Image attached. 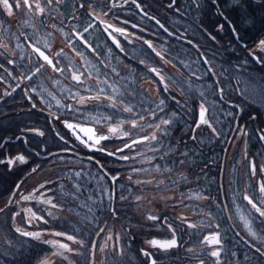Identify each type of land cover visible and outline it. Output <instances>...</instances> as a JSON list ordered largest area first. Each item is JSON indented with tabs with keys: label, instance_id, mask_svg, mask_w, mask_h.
Here are the masks:
<instances>
[{
	"label": "snow or ice",
	"instance_id": "1",
	"mask_svg": "<svg viewBox=\"0 0 264 264\" xmlns=\"http://www.w3.org/2000/svg\"><path fill=\"white\" fill-rule=\"evenodd\" d=\"M130 2L141 20L154 22V29L116 15ZM259 7L262 11L257 18L244 11L245 0H168L166 9L180 18L177 24L184 28L180 32L150 15L140 0H0V59L23 69L17 76L5 69L6 76H0V81L7 82L8 77L18 81L15 87L9 84L0 92V102L14 100L13 93L20 89L27 111H47L45 119L52 122L48 129L56 141L50 147L44 130L20 128L0 138V166L12 171L35 164L30 167L31 174L43 171L45 163L59 168L50 171V178L43 183L37 181L23 191L25 181L21 179L7 199H0V264H20L18 257L24 256L25 250L34 253L29 264H55L47 255L41 258L35 252L32 246L38 244L50 245L54 249L51 256L58 257L59 264H76V260L79 264H97V251L104 254L102 264H264V150L252 152L248 147L249 123L255 124L258 119L264 123V38H257L254 50L243 43V33L249 28L258 22L264 27V0H259ZM61 8L71 9L65 17L67 31L65 20L60 26L47 23L63 15ZM238 8L237 18L233 12ZM193 11L195 15H190ZM209 12L215 22L206 26L201 14ZM80 14L88 17L87 22L81 21ZM110 16L115 22H108ZM13 17L20 18L17 25L11 23ZM34 19L44 25L43 34ZM96 21L106 34L103 42H97L94 36ZM181 21H189L191 27ZM20 25H28L32 31H24ZM129 25L139 34L130 31ZM56 31L63 34L64 42L53 52ZM165 36L188 46L182 51L185 60L171 56V44ZM218 37L227 42L222 45ZM121 38L129 45L140 44L145 58L137 60V67L143 66L145 74L123 61H119V70L111 65L113 46L128 59ZM152 58H158L159 67L149 65L147 61ZM218 60L222 62L216 63ZM169 64L180 67L168 72ZM45 73H50L47 79L54 86L51 89L41 79ZM65 79L71 86L64 84ZM25 80L33 86L21 88ZM150 82L155 84L156 95L148 86ZM38 105L43 107L38 109ZM14 107L24 110L20 105ZM242 114L247 115L244 123ZM58 126L60 131L56 130ZM177 131L180 137L173 146L171 140ZM252 132L264 145V127L257 126ZM234 133L239 135H233V139L243 145L239 155L247 173L246 180L231 177L228 181L226 192L230 190L235 215L227 211L228 199L219 200L223 183L216 196L204 194L200 181L207 164L200 167V174L193 173L194 180L179 172L196 167L194 157L201 154L197 149L213 142L231 143L228 136ZM30 134L43 137L44 146L39 150L10 149L14 141L29 144ZM117 141L122 146L110 150L106 142ZM84 150L87 153L81 155ZM153 171L159 175L153 176ZM177 172L178 179L166 182L163 178ZM234 182H238L237 187H232ZM181 183H197L198 187L172 196L159 194ZM145 186H151L157 195H144ZM200 201L226 210L228 229L213 224L217 217L211 210L205 211L206 205ZM237 201L243 202V207ZM146 202L171 206L173 212L145 209ZM124 206L133 210L135 225L124 215ZM178 207L193 209L192 215L200 219L175 215ZM237 217L246 236L241 239L247 249L242 254L239 245L227 236L228 230L234 232ZM121 219L124 223L116 229L113 222ZM50 221L65 230H31L37 225L46 227ZM145 225L167 235H153L144 241L146 246L139 248L137 260L131 254L133 228L142 231ZM234 235L240 237V233ZM101 238L103 242L98 244ZM122 238L124 243H119Z\"/></svg>",
	"mask_w": 264,
	"mask_h": 264
},
{
	"label": "flooded vegetation",
	"instance_id": "2",
	"mask_svg": "<svg viewBox=\"0 0 264 264\" xmlns=\"http://www.w3.org/2000/svg\"><path fill=\"white\" fill-rule=\"evenodd\" d=\"M74 2V0H69V3ZM119 2V0H118ZM142 5L145 7L146 10L149 11L150 15H156L158 18H161V22L165 23V26L168 27L169 25H174L175 27L178 28L180 32L184 31V28L179 27L177 24V21L180 20L179 17L174 15L171 11H168L166 9V5L168 3V0H140ZM183 3L189 2V0H182ZM246 3V8L244 11H246L248 14L255 16V17H260L262 9L259 7V0H245ZM71 11L70 8H61L60 12L63 13L62 16L55 17V13H53V16L55 17L54 20H49L47 21L48 24L51 23H56L58 26H60L61 20H65V17L68 15V13ZM81 15V21L82 22H87L88 17L84 16L83 14ZM117 16L120 17L121 20L124 19H130L131 22L136 23L139 22L142 27H148L150 30L154 29V22H151L148 19L141 20L140 19V14L138 10L135 8L131 2L124 7L122 11H118L116 13ZM190 15H195V12L193 11ZM239 15V8L237 9L236 12H233V16L238 18ZM202 19L205 23L206 26H210L213 24L214 18L211 17V12L208 14H201ZM108 19V22H115L114 19L110 17L106 18ZM20 20L19 17H13L11 20V23L14 25L18 24V21ZM36 24V27L40 30L41 34H43L46 29L43 24H41L40 19H34L33 21ZM181 23H189V21H181ZM97 31L94 33V36L97 38V42H103L105 39V35L102 31L99 29L103 28V25H101L98 21L95 22ZM67 21L65 20V31H67ZM22 30L31 32L32 29L28 25H20ZM130 28V25H129ZM172 29L170 28V31ZM211 30V29H210ZM130 31H136L139 34V30L136 29H131ZM264 31V27L259 24V22L255 25V27L249 28L248 31L243 33L244 40L243 43H246L248 45L249 50H254L256 49L258 40L257 38H264V36H261V32ZM55 40H54V47L52 49L53 52L57 51L59 46L63 45L64 42V37L63 34L59 31L55 32ZM157 35H163L162 32H158ZM197 37L199 38V34H196ZM145 37L148 38L147 34H145ZM86 38L89 39V42H92V37L87 36ZM191 38V37H189ZM164 39H167L169 41V44H171V48L169 49V52L171 53V56L173 57H179L181 60H185L186 57L182 54V51L186 49L188 46L183 43H178L177 40L175 39H169L168 37H164ZM220 39V43L223 45L227 42V39H221V37H218ZM23 43V41H21ZM15 41H13V44ZM121 43L125 47V51L127 53L128 59L124 58V54L120 53L118 49H115L113 46V56L109 57V61L111 62L112 66H117L119 70V61H123L124 64H126L129 68H135L138 72L141 74H145V69L143 66L137 67V60L145 58L144 55H141V46L140 44L134 43V45H129L127 44L126 41L121 38ZM156 43V41H154ZM95 46V44H94ZM209 47H213L212 45H209ZM159 50V49H158ZM65 51L67 52L68 49L65 48ZM239 52V49H237ZM224 59L227 60L229 59V56L227 54V51L223 52ZM103 56V54H102ZM154 56V54H153ZM89 59H94L91 55H89ZM157 59L158 58H152L149 59L147 62L149 63L150 66H157L159 67L160 65L157 64ZM231 59L235 60V56H232ZM77 62L79 63V60L77 59ZM108 62V61H106ZM222 61H217L216 63H221ZM19 63V61H18ZM173 63H176L174 60ZM0 64H4V68H0V76H6L5 69H7L8 72H11L13 76H17L21 74L23 69L20 67L12 66L6 64L2 59H0ZM179 64H176V67H172L171 64H169L166 68L168 72H175L179 68ZM50 73H45L44 77L41 79L44 81L46 86H48L50 89L53 88L54 86L51 84V82L47 79ZM18 81L12 80L11 77L7 78V82L5 81H0V92H2L5 88H8V85L11 84L12 87H15L16 83ZM65 85L71 86V81L65 79L64 81ZM33 86L30 84L27 80H25L21 84V88L24 87H31ZM149 87L153 88V95H156L154 89H155V84L154 83H149ZM11 89L9 88V91ZM13 96L15 99H9L7 104H4L0 102V138H7L8 136H11L13 133H17L20 128H25L28 126L32 127H37L40 128L41 130H44L47 134V141L46 143L52 147L56 144V141L53 140L52 138V132L49 131L48 129V123H52L51 121H46L45 117L47 116V111L44 113H40L36 110H33L31 112L27 111L28 105L23 99V96L21 94V90L17 89L15 93H13ZM209 99H212V97H209ZM14 105H20L24 110L21 109V107H14ZM40 107H43L42 105H38L37 108L39 109ZM91 110V109H90ZM102 112H105L106 109H101ZM247 121V115L242 114V119L241 123H244ZM257 126L264 127V123H262L259 119L255 124L249 123V135L250 138L248 139V147L250 151L252 152H260L264 150V145H262L260 142L257 141L256 135L253 134L252 130L255 129ZM178 127H181L178 125ZM57 131H60L61 129L59 126L56 128ZM61 134H64L63 132ZM233 135L238 136V133L230 134L228 136V140L231 141V143H224L223 141L221 142H213L211 144H205L202 146V148L197 149L198 152L201 154L198 157H194L196 160V167L194 169H180L179 172H183L185 175L189 176L190 180H194L195 174H200V167L203 165L207 164L208 167L205 169V175L204 178L200 181V184L205 188V195L208 193H211L213 196L217 195V189L220 186L221 183H223L224 187L220 188L219 190V200L224 201L226 199L229 200V205L227 211L232 212L235 215V208L231 205L230 202V190L226 192V189H228V181L231 177H243L245 180L247 179V173L245 172L243 163L240 161V155H239V149L243 147V145L239 142V140H234ZM175 138L171 140V143L173 146H175L176 140L179 139L180 137V132L177 131L174 133ZM29 144H23L19 142H13L12 145H10V149L12 151H25L26 149L36 147L37 150L39 148H42L44 146V138L36 136L34 134H30L27 137ZM108 143L109 149H114L115 147H120L122 146L118 141L117 142H106ZM139 147V146H138ZM224 149H228L227 152L224 151ZM55 150V148L53 149ZM145 152L147 151L146 149H143ZM87 153V150H84L81 152V155H85ZM97 158H101V154H97ZM31 159V158H30ZM109 159V163H111V158ZM216 161L215 164L212 163V161ZM36 162L40 163V158H36ZM35 164H30V166H21L20 169L17 170H12L9 171L8 169L4 168L3 166H0V199H3V187H2V182L3 176H8L12 182L18 183L21 179L25 181L22 191L24 189H29L31 185L36 184L37 181L40 183H43L45 179H49L48 173L50 171H59V168H54L51 163H45L43 165V168L45 170L38 172L36 174H31L30 173V167H34ZM93 172H95V168L92 169ZM179 172L174 173L171 176H164L163 178L167 182L168 180L171 179H178L179 178ZM153 176H158L159 174L153 171L152 173ZM29 176L31 178H29ZM137 177H134L136 179ZM144 178V177H140ZM8 179V180H9ZM238 182H234L232 187H237ZM192 188L195 190L198 185L197 183H190V184H184L181 183L178 188H174L172 191H163L162 195L165 196H172L178 191H182L187 193L188 188ZM15 190V189H14ZM10 193V192H9ZM26 194V193H25ZM144 195L146 196H153L157 195V193L153 192L151 190V186H145L144 188ZM7 199V198H6ZM188 203V201H185ZM238 203L242 204L243 207V202L237 201ZM202 205H206L205 211L211 210L213 213L214 217H217V219L213 220L212 223H220L221 227L223 229H228V222L226 221V216H225V211L224 209H217L214 205L212 206H207L208 202L206 201H200L198 202ZM143 208L145 209H152L157 212L160 211H165L168 213L173 212V208L171 206L165 207L164 204L162 203H156L153 202L151 204L149 203H144ZM127 214H125L126 217L132 218V209H129L127 206H124L123 208ZM193 209H182V208H176L175 209V215H185L188 216L190 219L198 220L200 219V216H193L192 215ZM66 215V213H64ZM115 224V228L119 229L120 228V223H117L116 221L113 222ZM133 225L137 223L136 220H132ZM234 223V232L240 233V237H236L234 235V232L232 230L227 231V236L228 238L233 239L235 243H237L240 247L241 254L243 251H246L247 249L244 247V245L241 243V239H246L245 232L242 231L243 229V224L241 221H239L238 217L235 219ZM49 225H52V222L50 221ZM48 226H43V225H37L36 228L31 229V230H40L41 228H44L46 231H57L54 229L49 228ZM210 230V229H209ZM134 233V242L133 246L136 245V247L141 248L145 247L146 245L144 244V241L147 239L153 238V235H157V238H166V233H164L162 230L155 229V228H150L148 225H145L143 230H138V229H133ZM204 234H207V231L204 232ZM103 237V234H102ZM102 241H97L98 244L102 243ZM119 243H124V239L122 238ZM133 248V247H132ZM137 257V256H136ZM137 258H140L139 256Z\"/></svg>",
	"mask_w": 264,
	"mask_h": 264
},
{
	"label": "trees",
	"instance_id": "3",
	"mask_svg": "<svg viewBox=\"0 0 264 264\" xmlns=\"http://www.w3.org/2000/svg\"><path fill=\"white\" fill-rule=\"evenodd\" d=\"M51 159L52 160H55V158H51ZM8 179H9L8 176H6V175L3 176L4 182H2L1 184H4L5 182H10L13 186H15L16 181L15 182H12V180H10V179L8 180ZM2 191H3L2 193L4 195L3 196V199H6L10 195V193L6 192V190H4V189ZM123 213H124V215L127 214V212H125L124 209H123ZM66 215H67V213H66ZM131 216H132V220H136L133 217V210H132V215ZM116 222L122 224V223H124V220L121 219V220H117ZM49 228L54 229V230H57V231H63V230H65L63 226H61V225H54L53 223H52V225H49ZM133 229H135V228H133ZM32 247L35 249V252L36 253H40L41 254V258L43 257V255H47L48 256L52 252V250H54V249L51 248L50 245H44V244L33 245ZM131 254L132 255H135L137 257L139 256L138 255V248L136 247V245L133 246L132 253ZM33 256H34V253L33 252H30L28 250H25V255L22 256V257H18V261L20 262V264H29V261H32L33 260ZM139 259L140 258H137V260H139Z\"/></svg>",
	"mask_w": 264,
	"mask_h": 264
},
{
	"label": "rangeland",
	"instance_id": "4",
	"mask_svg": "<svg viewBox=\"0 0 264 264\" xmlns=\"http://www.w3.org/2000/svg\"><path fill=\"white\" fill-rule=\"evenodd\" d=\"M46 238L47 239H54V237H52V236H47ZM52 251H54V250H52ZM48 257L50 259H52L55 262V264H59V258L58 257H52L51 256V253L48 255ZM102 257H104V254H102L99 251H97V264H102V262L104 260V258H102ZM72 259L75 260V257H72ZM76 264H79V261L78 260H76Z\"/></svg>",
	"mask_w": 264,
	"mask_h": 264
},
{
	"label": "bare ground",
	"instance_id": "5",
	"mask_svg": "<svg viewBox=\"0 0 264 264\" xmlns=\"http://www.w3.org/2000/svg\"><path fill=\"white\" fill-rule=\"evenodd\" d=\"M2 187H3V189L4 190H6V192H10L11 190H14V186L10 183V182H5L4 184H2ZM99 241H102V238H101V240H99ZM102 258H104V257H102Z\"/></svg>",
	"mask_w": 264,
	"mask_h": 264
}]
</instances>
